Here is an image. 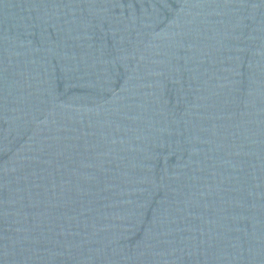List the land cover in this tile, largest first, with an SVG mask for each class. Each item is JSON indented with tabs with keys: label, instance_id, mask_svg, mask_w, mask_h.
Masks as SVG:
<instances>
[{
	"label": "water",
	"instance_id": "1",
	"mask_svg": "<svg viewBox=\"0 0 264 264\" xmlns=\"http://www.w3.org/2000/svg\"><path fill=\"white\" fill-rule=\"evenodd\" d=\"M0 264H264V0H0Z\"/></svg>",
	"mask_w": 264,
	"mask_h": 264
}]
</instances>
